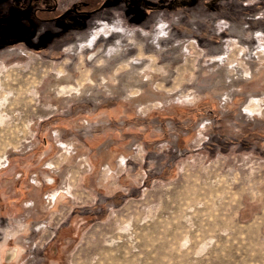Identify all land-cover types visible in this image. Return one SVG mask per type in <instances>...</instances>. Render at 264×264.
Instances as JSON below:
<instances>
[{
	"label": "rangeland",
	"instance_id": "obj_1",
	"mask_svg": "<svg viewBox=\"0 0 264 264\" xmlns=\"http://www.w3.org/2000/svg\"><path fill=\"white\" fill-rule=\"evenodd\" d=\"M30 1L0 0V264H264V42L213 55L123 3L35 51Z\"/></svg>",
	"mask_w": 264,
	"mask_h": 264
},
{
	"label": "crops",
	"instance_id": "obj_2",
	"mask_svg": "<svg viewBox=\"0 0 264 264\" xmlns=\"http://www.w3.org/2000/svg\"><path fill=\"white\" fill-rule=\"evenodd\" d=\"M191 1V5L183 6L179 1L152 0L157 6L154 9L148 8L149 12H143L142 27L150 30L156 22H166L173 27L176 35L190 36L213 55L220 54L226 47L225 42L232 40L239 46L254 39L258 43L264 42V0ZM118 3H112L109 8L90 18L88 27L84 31L74 32L65 40V44L68 46L82 41L91 25L100 19L121 15L122 9L117 6ZM227 39L230 41H225ZM97 44L98 39L94 41L92 48ZM262 48L264 50V43Z\"/></svg>",
	"mask_w": 264,
	"mask_h": 264
},
{
	"label": "flooded vegetation",
	"instance_id": "obj_3",
	"mask_svg": "<svg viewBox=\"0 0 264 264\" xmlns=\"http://www.w3.org/2000/svg\"><path fill=\"white\" fill-rule=\"evenodd\" d=\"M36 1V0H35ZM38 1V0H37ZM46 1L47 3H49L48 5H46ZM66 1L64 0L62 2H60V0H43V2L41 3H37V4H32V0L30 1V11L32 13V19L35 21V23L37 24V26L35 27L34 30V34L33 37L31 38L32 40V44L33 48L30 46L31 49L35 50V51H45L47 50V48L53 43L54 39L60 35V33H63L64 31H59L60 29H57V23L58 21L61 22L63 19H73L74 21H79L81 22L82 20H84L85 24H82L83 26L85 25V27H88V22L90 20V17L92 18L93 16L97 15L98 13L102 12L103 10H106L107 8H109L111 6V4L116 1H118V5L120 6L124 3L126 6H132L131 8L136 12L137 10H139L141 12V14H143V12L146 10L147 12H149L148 8H156V4L152 2V0H104L103 6L99 7V2H96L97 0H79V3L77 4H73L71 7L70 5L66 6ZM173 1H179V3L183 6H189L192 4L191 0H173ZM107 2L106 6H104V4ZM131 2V4H130ZM20 4H18V8H20ZM3 9L6 8L4 7L3 4ZM16 8V7H14ZM122 9V7H121ZM131 10V9H130ZM132 10V11H133ZM0 12H1V6H0ZM4 13L6 12L3 11ZM38 12L41 13H51L53 16H51V18H46V17H39ZM8 21L7 24L4 25V27L2 28V33L0 32V36L1 34L3 35V37H7L8 35H16L21 31L22 28V20H11ZM16 22V24H14ZM64 25V24H63ZM12 26H17L15 28H10ZM51 31L53 32L55 35V38H53V40L49 43V40H47V38L45 39V44H42L41 42V38L42 36L48 32ZM66 32V31H65ZM14 33V34H12ZM14 35V36H15ZM12 37V36H11ZM28 37V38H27ZM30 36H27L26 34H24V36H22V38L20 39V41L23 42L24 46L26 47V43L28 41ZM68 39V38H67ZM18 40V39H17ZM47 40V41H46ZM16 41V40H15ZM9 44V43H8ZM10 45V44H9ZM8 46V45H6ZM4 46V47H6ZM18 255V250H13L10 253V256L12 259V261L17 257ZM11 261V262H12Z\"/></svg>",
	"mask_w": 264,
	"mask_h": 264
},
{
	"label": "water",
	"instance_id": "obj_4",
	"mask_svg": "<svg viewBox=\"0 0 264 264\" xmlns=\"http://www.w3.org/2000/svg\"><path fill=\"white\" fill-rule=\"evenodd\" d=\"M107 2L104 4V6H106Z\"/></svg>",
	"mask_w": 264,
	"mask_h": 264
}]
</instances>
